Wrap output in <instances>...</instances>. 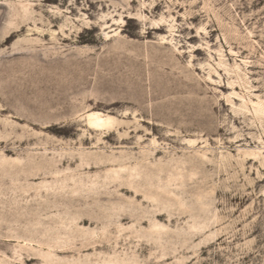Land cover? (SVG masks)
<instances>
[{
	"label": "rangeland",
	"instance_id": "obj_1",
	"mask_svg": "<svg viewBox=\"0 0 264 264\" xmlns=\"http://www.w3.org/2000/svg\"><path fill=\"white\" fill-rule=\"evenodd\" d=\"M0 36V264H264V0H0Z\"/></svg>",
	"mask_w": 264,
	"mask_h": 264
},
{
	"label": "bare ground",
	"instance_id": "obj_2",
	"mask_svg": "<svg viewBox=\"0 0 264 264\" xmlns=\"http://www.w3.org/2000/svg\"><path fill=\"white\" fill-rule=\"evenodd\" d=\"M1 37V36H0ZM2 38H3V36H2ZM7 38H9L8 36H6V37H4V39L6 40ZM4 40V41H5ZM1 51H3V50H1ZM0 54H1V52H0ZM3 63H5V62H3ZM2 65V64H1ZM0 65V66H1ZM1 70V69H0ZM4 71V70H3ZM4 77V76H3ZM85 77V76H84ZM87 77V76H86ZM45 79V78H44ZM82 79H83V77H82ZM1 80H3V79H1ZM49 80V79H48ZM47 80V82H49ZM89 80V79H88ZM4 81V80H3ZM80 82H81V80H79ZM78 81V82H79ZM84 81V80H83ZM82 81V82H83ZM52 82V81H51ZM85 82H87V81H85ZM48 84V83H47ZM52 84V83H51ZM82 84H84V83H82ZM87 84V83H86ZM43 85H45V84H43ZM50 85V84H49ZM53 85V84H52ZM76 85H77V83H76ZM76 85H75V87H76ZM51 86V85H50ZM84 86H85V84H84ZM49 87V86H48ZM113 87H115V86H113ZM1 88V87H0ZM262 105V104H261ZM261 107V106H260ZM47 110V109H46ZM49 110V109H48ZM52 109H50V111H51ZM111 111V110H110ZM53 112H55V111H53ZM129 114V113H128ZM87 117H86V124L88 125V127H90V128H92V129H94V130H99V129H104V128H107V127H110L113 123H114V120H113V118L112 117H110V116H103L100 112H97V111H92V112H90L88 115H86ZM144 117V116H143ZM114 124H117V122H115ZM120 124V123H119ZM118 125V124H117ZM137 125V124H136ZM139 125V127H140V125L141 124H138ZM100 131V130H99ZM122 136V135H121ZM129 138H131V137H129ZM118 139V138H117ZM137 140V139H136ZM136 142H138V140L136 141ZM83 153V155H84V151L82 152ZM80 154H81V152H79V155H77V156H80ZM152 154V153H151ZM82 155V156H83ZM100 155V154H99ZM113 155V154H112ZM146 155V154H145ZM147 155H148V153H147ZM151 156V155H150ZM81 157V156H80ZM84 157V156H83ZM89 157V156H88ZM115 157V156H114ZM119 157V156H118ZM85 158V157H84ZM145 158V157H144ZM151 158H152V156H151ZM79 159V158H78ZM81 159V158H80ZM83 159V158H82ZM86 159H87V157H86ZM86 159H85V161H86ZM89 159V158H88ZM119 159V158H118ZM121 160H122V158H120ZM81 161H84V160H81ZM84 161V162H85ZM99 161V160H98ZM97 161V163L99 164V162ZM127 161V160H126ZM102 162V161H101ZM81 164H83V163H81ZM85 164H87V163H85ZM89 164V163H88ZM93 164H94V161H93ZM95 165V164H94ZM122 165V164H121ZM80 166V165H79ZM116 166V165H115ZM120 167V166H119ZM124 171V170H123ZM126 172V171H125ZM127 173V172H126ZM123 174H125L124 172L121 174V176L123 175ZM125 177V176H124ZM123 180H124V178H123ZM114 182V181H113ZM127 182V181H126ZM133 182V181H132ZM137 182V181H136ZM115 183V182H114ZM118 183V182H117ZM116 184V183H115ZM129 184H131V183H129ZM135 185V184H134ZM133 185V186H134ZM132 189V188H131ZM136 193V192H135ZM121 197V196H120ZM119 197V198H120ZM122 198V197H121ZM120 198V199H121ZM77 200V199H76ZM118 200V199H117ZM75 202V201H74ZM79 202V201H78ZM86 203H88L87 201H85ZM90 203V202H89ZM76 204V203H75ZM78 205V204H77ZM82 205V204H81ZM91 205V204H90ZM85 206V205H84ZM83 206V207H84ZM87 206H88V204H87ZM92 206V205H91ZM90 206V207H91ZM82 207V208H83ZM89 207V206H88ZM85 208V207H84Z\"/></svg>",
	"mask_w": 264,
	"mask_h": 264
}]
</instances>
